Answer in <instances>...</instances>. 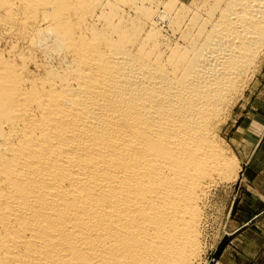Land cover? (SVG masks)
<instances>
[{"label":"bare ground","instance_id":"bare-ground-1","mask_svg":"<svg viewBox=\"0 0 264 264\" xmlns=\"http://www.w3.org/2000/svg\"><path fill=\"white\" fill-rule=\"evenodd\" d=\"M124 1L136 18L0 0V264L196 257L200 202L238 164L218 125L264 54V0H214L180 40L145 33L156 1Z\"/></svg>","mask_w":264,"mask_h":264},{"label":"rangeland","instance_id":"rangeland-1","mask_svg":"<svg viewBox=\"0 0 264 264\" xmlns=\"http://www.w3.org/2000/svg\"><path fill=\"white\" fill-rule=\"evenodd\" d=\"M91 1L95 3L93 10L107 12L105 17H115L120 10L136 18L134 7L124 0ZM154 1L156 5L147 4L156 11L155 26L151 29V23L142 19L147 25L145 33L155 30L154 40H180L190 19L204 21L202 14L214 0ZM159 11L161 15H157ZM235 98L217 133L238 164L229 176L211 183L205 202H200V245L194 257L197 260L190 264H264V143L256 130L264 123V54Z\"/></svg>","mask_w":264,"mask_h":264},{"label":"crops","instance_id":"crops-1","mask_svg":"<svg viewBox=\"0 0 264 264\" xmlns=\"http://www.w3.org/2000/svg\"><path fill=\"white\" fill-rule=\"evenodd\" d=\"M256 130L260 133L259 137H261V143H264V123H260L259 127L256 126Z\"/></svg>","mask_w":264,"mask_h":264}]
</instances>
